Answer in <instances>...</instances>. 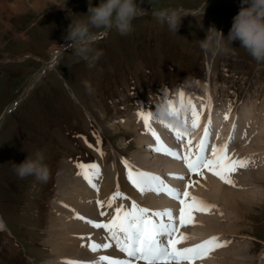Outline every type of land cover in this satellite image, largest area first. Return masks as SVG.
<instances>
[{
	"label": "rangeland",
	"instance_id": "obj_1",
	"mask_svg": "<svg viewBox=\"0 0 264 264\" xmlns=\"http://www.w3.org/2000/svg\"><path fill=\"white\" fill-rule=\"evenodd\" d=\"M99 2L100 0H0V213L8 225L6 230L0 231V264H62L68 259L82 262L78 256L57 257L60 253L59 246L66 245L62 238H70V233L72 236L76 234L71 232L72 223L67 222L70 229L62 230V235H59V231L53 236L52 233L57 232L56 227L61 228L60 217L66 221H74L83 199H90L86 201L92 204H102L104 210H107L105 214L108 215L103 213L102 217L101 209L96 216L93 209V222L96 218L98 223L110 216L112 219L115 207H129L133 202L142 204L143 208L151 212L163 208L155 191L139 193L137 196L124 192L122 196H117L120 189L116 175L118 171L111 167L103 175V166L99 162L101 149L111 146L117 158L123 157L131 163L134 161L130 166L135 171L138 170L137 167L148 168L157 171L166 180L170 165L163 160L166 155L164 141H160L163 145L160 155L163 157L153 155L150 151L145 152L151 156L149 160L153 164L156 160L161 166L156 168L155 165H145L138 151V136L133 131V126L126 125L130 117L141 109L152 112L154 100L166 97L167 93L173 91L178 92L182 99L180 94L183 92L178 89H184L183 98H195L198 95L207 103L212 98L211 109L219 106L226 113L231 109L236 112L246 106V109L257 114L258 109L253 102L264 108V61L255 60L240 46L239 41L227 45L230 49L228 53L220 52L216 55L200 47L201 40L206 38L208 29L212 26L227 36L233 17L240 9V0H136L138 10L143 14L132 21V31L129 34L121 36L114 27L91 29L94 36L103 35L101 39H95L93 44L95 49L102 50L103 55L89 66L64 37L71 20L86 21L88 7L98 5ZM164 9L188 13L181 18L177 33L154 15ZM57 51L60 52L57 54ZM49 62L50 65H46ZM37 74L40 76L37 77ZM186 80L190 82V87L184 85ZM32 81L35 83L31 86ZM85 81L91 85V91L85 87ZM164 129L169 130V127L166 125ZM178 130L184 132L186 126ZM176 137L174 134L173 139L176 140ZM186 143L179 145L176 142L185 152L181 158H184L190 148L194 150V144ZM153 144L161 146L156 142ZM142 147L145 151L143 144ZM246 150L242 148L240 152ZM37 152L44 156V163L50 170L47 183L36 180L34 176L21 179L14 171V164L22 163L28 155L34 158ZM243 155H239L237 160H244L241 158ZM89 162L98 167H88L90 178L86 181L78 172L83 170V164ZM254 162L256 165H252L247 171L243 170L245 167H238L243 171L235 174H246L245 179L251 181V173L257 172L253 168L257 170L263 167L262 163ZM78 165L83 167L79 168ZM182 167L179 165L176 171L181 173ZM113 171L115 174L112 176ZM67 173L73 182L67 183L61 179ZM112 178L114 185L103 192V186L110 187ZM89 181L98 188L95 189ZM178 183L179 189H185L184 179H178ZM236 183L235 180L234 184ZM187 184L191 185V182ZM255 185L260 191H264V184ZM226 186L229 189L231 184ZM68 190L71 193L67 202L65 198ZM85 194L87 195L84 196ZM159 195L163 200L162 193ZM191 195L193 196L192 191ZM107 201H111V207ZM220 204L225 206L221 201ZM224 208L227 209L226 206ZM233 208L232 212L222 208L214 212L193 210L190 221L199 217L200 212L210 213L212 216L224 212V219L229 222H225L220 228L215 226L218 231L214 233V237L219 238L218 243L225 245V241H228L226 250L242 245L240 250L245 253L239 257L245 261L239 264H264V202H257L250 210L245 209L247 217L243 218ZM110 212L112 213L109 214ZM62 213L67 218L65 215L61 216ZM92 232H96V229ZM187 232V226L184 225L178 233L185 235ZM105 235L107 240H104ZM97 236L88 233V238H84L89 241L97 239V245L108 243L111 246L101 247L102 251H88L90 246L85 242V249L89 254L84 264H91V261H98L100 257L107 255L120 260L127 259L108 231ZM58 237H61L63 243H57ZM74 237L81 238L78 234ZM48 238L58 244L59 250L56 249L55 252ZM98 240L102 241L101 244ZM189 242L182 241L176 247L178 250L182 249L185 243L191 247L195 240ZM68 248L67 246L66 249ZM61 249L65 250V247ZM229 255L223 264H233ZM212 256L216 260L219 258L215 251ZM214 264L222 262L216 261Z\"/></svg>",
	"mask_w": 264,
	"mask_h": 264
},
{
	"label": "bare ground",
	"instance_id": "obj_2",
	"mask_svg": "<svg viewBox=\"0 0 264 264\" xmlns=\"http://www.w3.org/2000/svg\"><path fill=\"white\" fill-rule=\"evenodd\" d=\"M58 52H60V51H57L56 53L58 54ZM52 64H54V62ZM39 76H40V74H37V77H39ZM34 83L35 82L32 81L31 86L34 85ZM161 97H163V96H161ZM156 98H157V96H156ZM180 100L182 102L186 100L187 103L190 105V112L184 117L186 130L182 133L188 134L192 139H194V138L197 139L196 144H194V146H195L194 150L192 151V158H194L195 154L197 153V151H198L197 145L200 143V141L202 139H204L205 130L207 129L208 137L206 140L205 155L209 159L212 158V152H213L214 147L217 149H220L224 145H227L226 155H228L229 157H232L233 159H237L239 157V155L244 154L241 158H244V159L248 158V164L243 170L247 171L249 167H251L252 165H256L254 161H256V163H260V164L262 163L263 164V167L262 168L257 167L258 168L257 170L255 167L254 168L252 167L257 172L251 173V171H250L251 181H250V179H245L246 174H240V175L235 174L236 172L243 171L242 169L237 168L235 171L231 172L229 174V178L233 181L236 180L237 183L231 184V186L229 188L230 190L228 189V186H226L229 184L222 181L219 178V176L215 175L213 171H210L207 168L200 169L199 174L194 173V172H188V171H187V173H185V177L187 176L186 177V183L191 182V185L190 184L189 185L191 186L190 189L193 192L192 197H195L198 200L204 201L210 205H215V207L211 208L209 210V212H214L215 210L220 209V208H222L223 210H225L227 212H232V211H234L233 207H235L241 218H243V216L247 217L245 209L252 208V206L254 207V205L257 204V202H264V199L259 200V199L264 198V191H260V189L257 188V186L255 185V184H264V160H263L264 159V108L260 107L258 103L255 104V102L250 101V102H253L256 109H258L257 114L254 113L253 111L246 109V106H242V108L240 110H237L236 112H234V111L232 112V109H231L230 111H228L226 113L221 108H219V106H216V107L214 106V108H212L213 109L212 110L211 106H210V108L208 107L209 103H207L205 101V99L202 100L201 97H199L198 95L195 98L185 97V98H182ZM250 100H252V99H250ZM256 100H258V99H256ZM154 101H157V100H154ZM189 101H191V103H189ZM215 104H218V103H215ZM193 105L195 106V110L198 113V121L196 122V126H193V119H194L193 115H192ZM230 107H228V108H230ZM227 110L228 109H226V111ZM122 111H124V110H122ZM142 113L144 115H148L149 113L151 114V119L149 120V125L147 128L144 124V121H143V118L141 115ZM169 124L170 123H167V122L157 123L153 118V111L151 112L148 109H145V110L141 109V111L134 113L130 117L129 123H127L126 125L133 126V129H134L133 131L138 136V145H139L138 151L140 152L141 160L144 162L145 165L149 164L153 167L155 165L156 168L161 166L160 163H158V161H156V160H154V164H153V162H151L149 160L151 156L148 154L149 155V157H148V155L145 152L149 153V151H150L151 154H153V155H156V156L158 155L159 157H163L160 155V151L157 152L154 150L155 148H157V144L155 145L153 143H155V142L157 143V140L151 134L152 131H155V133L159 137L160 141L161 140L164 141V149H168V150H171L172 152L176 153V157L169 155V154H166L163 157V160L165 161V163L170 165V166H168L169 171L166 174L167 175L166 180H164L162 175L159 174L157 171H151L150 169L144 168V167L143 168L137 167L138 170H136V171H135V169L131 168V170L133 171V174H135L137 171L154 174L155 176L160 177V179L163 181L164 185L170 187L171 189H174L173 185L175 184V182L177 183V178L175 175L178 174V172H176V169L178 168L179 165H181L177 159L181 158L182 154H184L185 152L183 151V149L179 148L178 145H176V142L173 139V135L176 133L175 130H178V127H174L171 124L169 126ZM166 125L169 127V130L164 129ZM233 126H235V127H233ZM182 129H184V128H182ZM138 131H141V132H138ZM184 137H187V135ZM230 137H231V139H229ZM251 139H254V140L250 142ZM173 140H174V143H173ZM142 144L145 146V151H144V148L142 147ZM146 146H148L149 148H147ZM186 147H188V146H186ZM126 148H128V147H126ZM242 148H245L247 150L244 152H240V150ZM260 153H261V155H260ZM261 158H262V160H261ZM117 159H119L121 162H119ZM163 160H160V162ZM125 161L127 162V165L124 163ZM99 162L103 166V169L100 167L102 169L103 175L107 174L108 170H110L111 167L115 168L114 171H118L116 175H117L118 188H120V189L117 192V193H119V195L116 194L117 196H122L124 194V192H127L129 195L131 194L133 196H137L139 193H141L128 179L129 168L125 167V166L133 164L134 161L131 163V161H129L128 159H124L123 157L117 158L114 155V151H113L112 147L110 146V147H104L101 149V154L99 155ZM93 164L94 163H92V162L83 164L84 167H83L82 171H88V167L93 165ZM117 165H118V170H116ZM185 165H186V163H185ZM114 171L112 172V176L115 174ZM180 172L183 173L184 169L183 168L180 169ZM101 175H100V177H101ZM201 175H203V176H201ZM81 176H83V175H81ZM61 177H62L61 178L62 180H65L64 182H67V183L73 182L70 178L69 173L62 175ZM79 179H81V178H79ZM96 179H97V176H96ZM87 180L88 179H86V181ZM78 181H80V180H78ZM81 181H82V179H81ZM89 182H90L89 184L93 183L92 181H89ZM179 182L183 183V182H181V180ZM95 183H96V181H95ZM180 183H178V184H180ZM243 183H247V184H243ZM113 185H114V178H112L110 187H104L103 186V192L110 190ZM81 186H83V185L81 184ZM90 187H91V185H90ZM96 188H98V187L96 186ZM89 191L87 194H89ZM82 192H84V191H82ZM92 192H91V194H92ZM100 192H98V194ZM185 192L188 193V196H186L185 201L187 203L192 202V197H191V199H189V197L191 196L190 191H183V190L179 191V193L181 194L180 198L183 197V193H185ZM70 193L71 192L68 190V192L66 194V198H65L66 199L65 201H67V202L70 200ZM160 193L164 194L163 191H161ZM87 194H85L84 196H86ZM95 194H97V193H95ZM101 195H103V194H101ZM210 196H211V198H210ZM107 197L105 199H107ZM79 198H81V197H79ZM128 198H130V197L128 196ZM157 198H158V201L163 206V208H158V209H156V211L171 209L173 216L176 218V220H175L176 224L179 225V213H180V209H181V204H180L179 200L174 199L170 195H169V197L163 196V200H161L160 195L157 194ZM83 200L84 201L82 203H80V207L77 210L74 221L72 219H71L72 221L71 220L66 221V219L63 220L62 217L59 216L60 217L59 221L61 222V228L56 227L57 232L52 233V236L57 234L58 231L60 233L59 235H62L61 234L62 230H68L69 231L70 226L68 225L67 222L72 223V230H73V231H71V232H73L72 234L76 233V234L80 235L81 238L77 239L76 238L77 236L74 237L76 234L74 236H72L70 233V235H69L70 238L69 237H67V238L63 237L62 238L63 242L66 241L65 243H63L61 241V237L60 238L58 237L59 241L57 240L58 241L57 243L61 242L63 244H66L69 248L66 249L67 248L66 245L59 246L60 247V251H59L60 253L59 254L57 253L58 254L57 257H59V256H62V257L78 256L81 258L82 262L86 263L87 258H88V254H89L88 251L91 249H88V251L85 249V247H86L85 242L89 243V245H88V247H89L93 243L96 244V240H97V239H94V240L92 239L89 241L86 239V238H88L86 236H88V233H90L92 236H97V235L104 233L102 228H96L91 223H89V221L93 222V217H92L93 209H94V212H93L94 216H96L97 213H99L100 209H101L100 215H102L103 213L105 214V212L107 210L106 211L104 210V207L101 206L102 204H95L96 203L95 202L94 203L95 205H94V204H92V202H87L90 200V199L87 200V198H86L87 201L85 199H83ZM174 200L178 201V204ZM220 201H221V203H223L226 206L227 209L224 208L225 206H222L220 204ZM107 202H106V205H107ZM116 204L118 205V203H116ZM77 206H79V205H77ZM139 206L142 207L143 205L140 204ZM106 207H105V209H107ZM230 208H232V210ZM175 209H176V211H175ZM111 213L112 212H110L109 214H111ZM247 214H248V211H247ZM64 215L65 214L62 213L61 216H64ZM71 215H72V213H71ZM113 216H115V215H113ZM65 217H66V215H65ZM77 217H82V219L77 218ZM102 217H103V215H102ZM105 217L106 216H104V218ZM224 217H225L224 212H221L218 216H212L210 213L205 214V213L200 212L199 217H196L195 220L187 222L185 224L187 226V230H188V232L185 234V236H189L190 239L184 240V242H189V241L195 240V242H193L194 244L191 245V247H190V245H189V247H187L188 246L187 243H185L186 244L185 246L187 248H193L196 245L202 244L204 241L209 240L211 237H214V233L218 231V229L216 227H218V228L223 227L222 225L225 224V222L226 223L229 222L228 219H224ZM68 218H70V216ZM104 220H101L100 224H101V222H102V224L107 223L106 221L108 219L105 221ZM224 226H228V225H224ZM7 228H8V225L0 213V231L6 230ZM95 229H96V232H92V230L95 231ZM231 230H233V229H231ZM178 234H180V233H178ZM84 237H86V238H84ZM104 237L102 236V238H104ZM52 238L53 237H51V239ZM177 238H178V236H177ZM51 239L48 238V241L52 245L53 249L56 252V249L59 250L58 244L56 245L55 243H53ZM88 239H90V236ZM98 239H101V238L98 237ZM101 240H103V239H101ZM101 240H98V241L100 242ZM104 240H106V238ZM101 242H100V244H101ZM104 242L105 241H103V243ZM225 242H226L225 246H223L222 248H219L218 250H216V248L212 249V250L208 251L206 253V255H204L203 257L197 258V260L195 261V264H210V262H213V264H214V263H216V261L222 262V264H223V262L225 261L224 259L228 257V254H230L229 258H232L231 262L233 264H239L240 262L245 261L244 258L239 257V256H242V254L244 256V253H245V252L240 250V246H242V245H239V246L235 245V248L231 247V249L233 248L232 250H229V249L226 250L225 247L228 244V241H225ZM189 244H191V243L189 242ZM222 245H224V244L222 243ZM62 247L63 248L65 247V250H62L61 249ZM102 249L103 248H100V251H102ZM113 249H115V248H113ZM241 249H242V247H241ZM214 251L217 254H219V258L217 260L212 256V253ZM103 252H104V250H103ZM92 253H94V252H92ZM76 254H79V255H76ZM62 257H61V259L63 260ZM69 260L70 259L65 260V261H69ZM59 261H61V260H59ZM102 264H106V263L102 262ZM181 264H187V263H181Z\"/></svg>",
	"mask_w": 264,
	"mask_h": 264
},
{
	"label": "snow or ice",
	"instance_id": "obj_3",
	"mask_svg": "<svg viewBox=\"0 0 264 264\" xmlns=\"http://www.w3.org/2000/svg\"><path fill=\"white\" fill-rule=\"evenodd\" d=\"M183 98V93L180 94ZM191 103V101H189ZM210 108V98L209 105ZM146 128L149 125V120L151 119V114L144 115L141 114ZM193 126H196L198 121V113L193 105ZM170 126V124H169ZM235 127V126H233ZM176 131L177 139H180L186 133H181L179 130ZM153 137L160 144V147L154 150L159 152L162 150L163 145L161 144L159 137L152 131ZM208 137V131L205 130V137L197 145V153L194 158H192V150L189 149L188 153L184 156V161L190 170L199 174V170L202 168H207L213 171L215 175L227 184H234V181L229 178V174L235 171L238 167H246L248 164V158L244 160L233 159L226 155L227 145L222 148H213L212 158L209 159L205 155L206 140ZM231 139V137L229 138ZM191 141H189V144ZM166 154L176 157V153L171 150L164 149ZM178 158V157H177ZM127 165V162H124ZM79 168L83 166L78 165ZM98 166H91L92 169H96ZM128 179L131 183L142 193L148 191H155L159 194L161 191L172 196L174 199H178L182 205L180 209L179 225L184 226L187 222H190V213L193 210L208 212L215 205H209L204 201H200L195 197H192V202L187 203L184 199L180 198V193L178 190L171 189L170 187L163 184L160 177L155 176L151 173H145L137 171L133 174L131 166L128 165ZM79 175H83L85 179L90 178L89 171L78 172ZM178 179H184V177H177ZM95 188V185H92ZM119 195V193H117ZM184 196H188V193H183ZM108 206L111 207V201L108 202ZM115 216L109 223L100 224L89 221L96 228H104L108 231L111 238L115 241L118 249L126 254L127 259L115 260L109 257H100L98 261H93L91 264H102V262H107V264H137V262L143 261L144 264H180L182 260H194L201 258L206 253L212 249L222 247L218 243V237H211L209 240L204 241L202 244L196 245L193 248H184L178 250L176 245L184 240L190 239L180 233L179 238L177 233L179 232V227L176 224V218L173 216L171 209H165L163 211L150 212L149 209L140 207L133 202L132 208L130 210H125L123 207H117L115 209ZM81 218L82 217H77ZM165 218L166 221L165 222ZM111 245H97L92 244L90 249L92 251H97L101 247L108 248ZM62 264H84L81 261H64Z\"/></svg>",
	"mask_w": 264,
	"mask_h": 264
},
{
	"label": "clouds",
	"instance_id": "obj_4",
	"mask_svg": "<svg viewBox=\"0 0 264 264\" xmlns=\"http://www.w3.org/2000/svg\"><path fill=\"white\" fill-rule=\"evenodd\" d=\"M86 14H88L86 21L71 20L64 39L71 42L76 54L92 66L103 52L93 47L95 36L91 29L114 27L121 36H124L132 31V21L143 13L138 10L136 0H100L98 5L88 7ZM187 14L174 9L154 13L161 23H166L170 30L176 33L181 18ZM208 30L206 38L201 40L200 47L212 55L228 53L230 49L227 45L239 41L240 46L255 60L264 61V0H240V9L233 17L227 36L215 26ZM183 83L185 86H191L187 80ZM84 84L91 91V85L87 81ZM151 99L150 96L149 100ZM152 104L155 106L153 118L157 123L167 122L178 128L186 126L184 117L190 112V105L186 100L183 102L180 100L178 92L161 97ZM14 171L21 179L34 176L36 180L47 183L50 178L49 167L39 152L34 158L28 155L22 163L14 164Z\"/></svg>",
	"mask_w": 264,
	"mask_h": 264
},
{
	"label": "water",
	"instance_id": "obj_5",
	"mask_svg": "<svg viewBox=\"0 0 264 264\" xmlns=\"http://www.w3.org/2000/svg\"><path fill=\"white\" fill-rule=\"evenodd\" d=\"M102 36V35H101ZM100 37V34H98V35H95V39L96 38H99ZM50 63H48V64H46V65H49ZM5 116H6V114H5Z\"/></svg>",
	"mask_w": 264,
	"mask_h": 264
}]
</instances>
